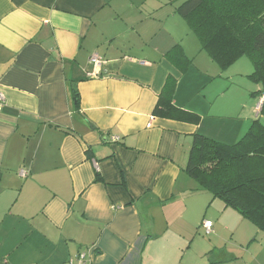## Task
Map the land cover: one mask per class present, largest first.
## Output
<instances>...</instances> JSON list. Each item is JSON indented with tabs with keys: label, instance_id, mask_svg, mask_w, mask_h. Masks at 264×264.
<instances>
[{
	"label": "crops",
	"instance_id": "1",
	"mask_svg": "<svg viewBox=\"0 0 264 264\" xmlns=\"http://www.w3.org/2000/svg\"><path fill=\"white\" fill-rule=\"evenodd\" d=\"M172 1L0 0V264H188L214 201L185 169L194 136L236 143L264 98L244 57L222 69L172 31ZM169 76L199 123L154 114Z\"/></svg>",
	"mask_w": 264,
	"mask_h": 264
},
{
	"label": "trees",
	"instance_id": "2",
	"mask_svg": "<svg viewBox=\"0 0 264 264\" xmlns=\"http://www.w3.org/2000/svg\"><path fill=\"white\" fill-rule=\"evenodd\" d=\"M176 12L222 69L249 57L253 64L249 77L261 87L254 94L264 98V0H184ZM168 56L183 71L192 63L181 46ZM176 86L177 79L169 76L154 114L199 123L198 114L175 105ZM260 114L264 116V99ZM185 169L201 189L264 231V124L260 119L234 144L197 133Z\"/></svg>",
	"mask_w": 264,
	"mask_h": 264
},
{
	"label": "rangeland",
	"instance_id": "3",
	"mask_svg": "<svg viewBox=\"0 0 264 264\" xmlns=\"http://www.w3.org/2000/svg\"><path fill=\"white\" fill-rule=\"evenodd\" d=\"M184 0H173L172 9L177 7ZM173 13V16H176L175 19L171 22L172 31H177L179 34H182L184 37L187 36V33L190 34L191 38L197 40L194 33L189 28L186 20L179 15L178 13ZM244 62L250 64V70L253 71V64L249 57L244 56ZM243 62V61H242ZM239 66V64H238ZM237 65L234 67V72L244 73L243 70H239ZM226 75V73H225ZM237 91L238 98H244V88L241 87L247 84H254L248 80L247 77L243 75H237ZM220 80V79H218ZM223 79H221L222 83ZM226 83V81H223ZM247 100V99H246ZM249 101V100H247ZM264 124V116L263 121ZM210 194V193H209ZM212 199V195H209ZM213 201V200H212ZM209 204V209L206 214V218L211 219L215 224L214 231L212 234H206L205 230L201 233L197 232L199 235L200 241L197 239L193 247L187 248L186 252V261L188 264H264V231L259 230L256 225L245 218L240 211L237 209L225 207V203L220 198H214V201ZM227 208V210H225ZM216 231V232H215ZM217 233V234H216ZM192 237V236H190ZM213 241L219 248V251H229L232 254L235 253V258L232 257L227 252L226 257L222 260L215 261V255L218 254L213 251V247L209 244L210 241ZM191 238L188 240V245L190 244Z\"/></svg>",
	"mask_w": 264,
	"mask_h": 264
},
{
	"label": "built area",
	"instance_id": "4",
	"mask_svg": "<svg viewBox=\"0 0 264 264\" xmlns=\"http://www.w3.org/2000/svg\"><path fill=\"white\" fill-rule=\"evenodd\" d=\"M91 60L95 63V65L101 64V58L95 54L91 57ZM5 100V95L0 92V107L2 106L3 102ZM203 226L206 230V234H211L213 231V222L211 220H205L203 222ZM66 264H89V260L87 258V254L84 252H80L77 254L74 258L70 259L66 262Z\"/></svg>",
	"mask_w": 264,
	"mask_h": 264
}]
</instances>
